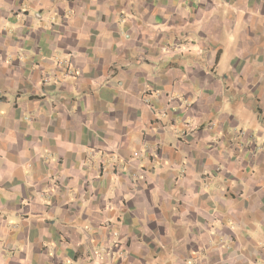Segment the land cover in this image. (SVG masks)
Wrapping results in <instances>:
<instances>
[{
  "label": "crops",
  "instance_id": "crops-1",
  "mask_svg": "<svg viewBox=\"0 0 264 264\" xmlns=\"http://www.w3.org/2000/svg\"><path fill=\"white\" fill-rule=\"evenodd\" d=\"M262 110L264 0H0V264L263 262Z\"/></svg>",
  "mask_w": 264,
  "mask_h": 264
},
{
  "label": "rangeland",
  "instance_id": "rangeland-1",
  "mask_svg": "<svg viewBox=\"0 0 264 264\" xmlns=\"http://www.w3.org/2000/svg\"><path fill=\"white\" fill-rule=\"evenodd\" d=\"M211 17H213L212 10H211ZM243 27L244 26L241 25V17H239L238 19H236V23L232 21L227 26H225V28L223 29L222 43L224 44V52L222 54V57L223 59H227V63H229L230 62L229 60L232 58V56L235 55L236 45L239 40L241 28ZM205 37H206L205 38L206 40H209L207 39L208 37L207 35ZM201 40H204V38L203 39L201 38ZM169 45L170 47L167 50V52L169 53L177 51L180 47V44L175 42L174 39H171V42L169 43ZM226 66L230 68V66L228 65ZM213 71L214 69H212L210 72H213ZM228 94L230 95V97L232 95L235 97L238 96L240 100L238 103L240 106H235L234 104H231L232 108L237 109L238 111H243L245 115L250 113V115L247 118L243 119V123H239V126H236L235 131L237 133H240L239 129H242L243 132L251 131L254 133L256 129L259 130V128L257 127L255 129L251 128L253 123H249L247 121L249 117L253 115L252 112L256 111L255 109L257 107V105L252 102L253 96H251L247 91L237 92L236 90H233L232 88L230 89ZM225 109H228V106H226ZM234 109H231V111H236ZM260 114L261 116H260V120L258 124L264 125V110H262ZM253 137H256V135H254ZM232 144L234 145L237 144V141L233 140ZM255 144H256L254 148L255 152H259L260 150H263L262 148L264 147V137H256ZM142 153H143V149L141 148L140 150H135L133 152V157L137 159L142 155ZM247 216H248V213L246 212L245 217H244V219L246 220V224L242 223L241 225V229L243 227L245 229L244 232L242 233H244L248 238L258 239V235L259 234L261 235V233L260 231L258 233H254L252 231V228L248 227L249 222H252V221H250L247 218ZM232 227L235 228L236 226H232ZM214 228L217 229L218 225H216ZM136 242L142 244L143 245L142 247H146V249L144 248L145 250H140V251L136 250V252H129L128 248L126 247H123L122 249L120 245H118V241H108V243L106 241L102 245L100 243L97 244V250H96L97 256H99L98 254H100L103 258V260L99 261L97 264L99 263L102 264L104 261H107L109 264H130V263L141 264L140 260L143 261V264H160L161 262V259H160L161 252L160 251H164L165 248H162V250H156L153 247H151V245L147 243L146 241H136ZM131 259H135L136 262H133V260ZM257 264H264V261L263 262L258 261Z\"/></svg>",
  "mask_w": 264,
  "mask_h": 264
}]
</instances>
